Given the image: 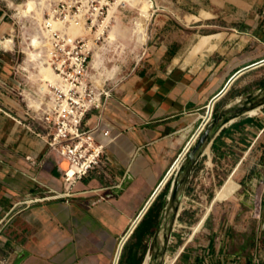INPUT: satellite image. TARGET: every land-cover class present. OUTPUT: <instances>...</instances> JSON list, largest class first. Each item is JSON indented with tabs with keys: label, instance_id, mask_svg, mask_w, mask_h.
Here are the masks:
<instances>
[{
	"label": "crops",
	"instance_id": "0c3cea01",
	"mask_svg": "<svg viewBox=\"0 0 264 264\" xmlns=\"http://www.w3.org/2000/svg\"><path fill=\"white\" fill-rule=\"evenodd\" d=\"M160 5L144 58L115 79L106 108L86 118L105 145L102 166L69 189L66 163L49 153L24 107L20 60L0 57V220L14 215L0 234V255L12 264H130L135 250L137 257L148 253L179 167L167 177L186 157L210 103L217 98V117L264 89V0ZM4 16L0 37L14 29ZM118 16L122 24L129 19ZM217 18V32H195ZM218 32L235 38L184 67L195 44ZM177 226L189 231L172 235L165 264H264V105L214 136L186 185L174 233ZM144 227L154 231L135 249Z\"/></svg>",
	"mask_w": 264,
	"mask_h": 264
},
{
	"label": "built area",
	"instance_id": "2783aa9c",
	"mask_svg": "<svg viewBox=\"0 0 264 264\" xmlns=\"http://www.w3.org/2000/svg\"><path fill=\"white\" fill-rule=\"evenodd\" d=\"M49 7L40 25L46 63L56 78L47 81L45 100L34 98L38 107L29 105V116L43 130L39 134L49 153H54L67 165L61 170L65 188L101 168L105 145L97 142L92 130L85 125L88 114L103 111L111 97L113 84L97 83L92 74L93 51L104 37L100 29L107 28L108 17L120 6L117 0H48ZM153 3V0H149ZM70 26L80 29L70 33ZM112 80V79H111ZM110 80V81H111ZM31 101V100H29ZM213 118L208 106L201 124L205 127ZM191 149L187 146L184 155ZM262 198L254 199L253 216L261 217ZM14 215L0 220V234L11 224ZM0 264H12L0 255Z\"/></svg>",
	"mask_w": 264,
	"mask_h": 264
},
{
	"label": "rangeland",
	"instance_id": "374dc122",
	"mask_svg": "<svg viewBox=\"0 0 264 264\" xmlns=\"http://www.w3.org/2000/svg\"><path fill=\"white\" fill-rule=\"evenodd\" d=\"M28 0H0V16L1 13H5L3 21H6L7 24L11 25L14 29L10 30L9 33H6L4 37H0V40L6 39V38H13V46L14 48H6L0 44V57L7 61L8 63L10 62L11 64L14 65V61H12L13 54L14 56L16 55V58H18V63L19 65H22L20 72L21 74V82H22V87H25L26 93V101L24 102V107L33 113L32 110H29V104H30V97L35 98L38 97L42 98L43 101L45 100V96L41 97L38 92H39V81H37V75L38 69L33 68L35 65L32 64V66L28 67L26 64L25 60L28 57L27 54V49L28 48H33L31 45V37L34 35L38 29H40V23L38 19L33 17L32 15L28 17L24 16H19L17 10V6L20 4H23L25 8L26 2ZM164 3L165 0H153L152 3V8L150 11L149 17L145 20V33L147 36V39L145 43H137L133 36H131V30L133 27V23L138 17L139 10L138 8H129L128 6H120L118 7V11L114 12V14H121V16L124 14L126 15L129 19L125 20L123 22V25L129 27L130 32L127 31L126 37H122L119 35L114 41V43H108V31H105L104 37L97 43L98 46L106 47L105 50H102V55L104 57L103 59V65L99 66V69L92 67V74L93 76L97 79L100 78V72H105V70L108 71H114V76L110 77L107 74H104L101 78H103V81L107 80V85L113 84L115 79L120 76L122 73L127 71L128 68L130 70L134 66L135 62L137 60L143 59V52L146 47V44L149 42V37L150 39L152 38L150 35L152 33L153 26L155 24V17L156 13H158L160 10L159 8L161 7L160 4ZM46 10V7H41L38 9L39 13L42 12V15L44 14V11ZM32 14H36L35 11L32 12ZM2 21V22H3ZM216 26H208V23L205 21V23L198 28H195L196 33H201V34H208L212 32H217L220 27L223 26V21L221 18H217L215 21ZM30 24V25H29ZM27 25V26H26ZM109 26V25H108ZM96 47L94 51L97 49ZM9 49H13V52L10 51ZM45 51V49H44ZM93 51V54H94ZM146 55V54H145ZM186 55V52L184 53V56ZM93 58V57H92ZM17 60V59H16ZM1 67H0V75L3 74L4 69L2 68L6 63L0 62ZM28 67V68H26ZM33 68V69H32ZM13 71V68H10V73ZM15 74V73H14ZM33 75V76H32ZM112 79V80H111ZM111 80V81H110ZM102 82H97L98 84H101ZM23 97V95H22ZM214 113V112H213ZM214 117V115H213ZM187 232L189 231L186 228H182L181 226L176 228L175 233L173 236L176 237V234H180L182 232Z\"/></svg>",
	"mask_w": 264,
	"mask_h": 264
},
{
	"label": "bare ground",
	"instance_id": "6f19581e",
	"mask_svg": "<svg viewBox=\"0 0 264 264\" xmlns=\"http://www.w3.org/2000/svg\"><path fill=\"white\" fill-rule=\"evenodd\" d=\"M48 0H28L25 4L27 8L23 6V4H20L17 6L18 15L28 17L32 15L36 19L39 20V22L42 23L43 15L42 12L39 13L38 9L41 7H49ZM117 3L121 4L122 6H128L129 8H138L139 13L138 17L133 23V27L131 30V36H133L134 40L137 43H145L147 36L145 33V20L149 17L150 11L152 8V3L149 0H117ZM35 11L36 14H32V12ZM118 11V8L115 10V12ZM40 23V25H41ZM108 25L107 28L100 29V33L105 31H108V43H114L116 41L117 37L121 35L122 37H126V32L129 31V27L125 26L120 22L119 16L117 14H113L112 16L108 17ZM30 25V24H29ZM27 26V25H26ZM80 31V29L76 26H70V33L71 34H77ZM41 30L38 29L37 32L32 35L31 37V45L33 48L27 49L28 57L26 58V64L28 67L32 66L34 64L35 66L33 68L38 69L37 75V81H39V92L38 94L41 97H44L47 92V81H53L56 78V74L53 71V69L46 63L45 58V51H44V41L41 39ZM227 34L225 32H218L214 33L213 35H210L209 37H203L201 38L195 46L191 49V51L187 54L185 60H184V67H186L187 64L191 63L194 60H204L208 57V55L216 48H218L223 40L226 38ZM234 36H228L226 38L227 42L234 40ZM13 38H6L0 40V44L6 48H11L13 46ZM106 47H100L94 51L93 54V61L92 65L94 68H98L99 66L103 65V59L104 55L102 53V50H105ZM26 67V68H28ZM32 68V69H33ZM100 78L97 79V82H102L103 78H101L104 74L109 75L110 77L114 76V71H108L105 70V72H100ZM33 76V75H32ZM31 98V97H30ZM39 98V96H38ZM40 101H43L42 98H39ZM30 105L33 107H38V102L35 103L34 98H31ZM181 165V164H180ZM179 165L177 166V168ZM150 261V254L146 253L142 264H149ZM165 262H168L166 259Z\"/></svg>",
	"mask_w": 264,
	"mask_h": 264
},
{
	"label": "water",
	"instance_id": "95a60500",
	"mask_svg": "<svg viewBox=\"0 0 264 264\" xmlns=\"http://www.w3.org/2000/svg\"><path fill=\"white\" fill-rule=\"evenodd\" d=\"M216 99L210 103V109H213ZM262 105H264V89L229 106L219 116L213 117L205 127L198 130L195 138L189 144L191 149L179 166L172 182L168 204L163 212L160 226H158L154 233L151 247L148 251L150 254L149 264H165L175 225L181 214L186 185L196 164L208 149L214 136L227 122L246 115ZM180 162L181 160L177 162L167 179L174 173Z\"/></svg>",
	"mask_w": 264,
	"mask_h": 264
},
{
	"label": "trees",
	"instance_id": "16d2710c",
	"mask_svg": "<svg viewBox=\"0 0 264 264\" xmlns=\"http://www.w3.org/2000/svg\"><path fill=\"white\" fill-rule=\"evenodd\" d=\"M153 231H154V228H152V227H144L142 229L139 228L138 229V232H140V234H139V239H140L139 241L140 242L139 243H136L134 245V248L135 249H138L141 246V239H142L144 233H146V232L153 233ZM145 253H146V250L143 251V253L140 256L137 257L136 256L137 255L136 254V250H135L133 259L130 260V264H141V262H142V260L144 258Z\"/></svg>",
	"mask_w": 264,
	"mask_h": 264
}]
</instances>
